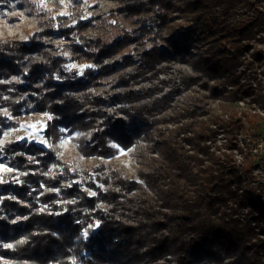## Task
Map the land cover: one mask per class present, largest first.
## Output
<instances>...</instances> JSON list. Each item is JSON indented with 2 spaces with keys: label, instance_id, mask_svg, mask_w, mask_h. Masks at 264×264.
<instances>
[{
  "label": "trees",
  "instance_id": "16d2710c",
  "mask_svg": "<svg viewBox=\"0 0 264 264\" xmlns=\"http://www.w3.org/2000/svg\"><path fill=\"white\" fill-rule=\"evenodd\" d=\"M55 22L39 20L47 32ZM107 22L113 40L75 44L101 27L93 21L61 31L75 61L97 66L83 77L37 38L0 40V138L51 114L47 146L12 139L0 150L14 169L0 178V264H264L248 141L264 115L238 105L264 111V0H131ZM211 99L229 103L216 113ZM62 126L88 132L77 154L132 150L137 178L80 168L62 153Z\"/></svg>",
  "mask_w": 264,
  "mask_h": 264
},
{
  "label": "rangeland",
  "instance_id": "374dc122",
  "mask_svg": "<svg viewBox=\"0 0 264 264\" xmlns=\"http://www.w3.org/2000/svg\"><path fill=\"white\" fill-rule=\"evenodd\" d=\"M129 1L131 0H30L36 8L33 9L29 7L26 0H0V40L31 42L33 38H37L38 41L43 42L47 54L53 57L63 56L68 60L66 64L67 71L74 72L78 77H83L88 68H97V66L95 64L78 63L73 59V55L77 50L75 46H70L73 41L61 33L62 29L76 27L81 21H93L101 25V27L86 30L85 36H75V44L86 45L89 40L100 37L104 38V40H113L116 33H111L109 23L107 22L110 11L122 7ZM42 17H51L56 21L52 32H47L45 27L40 26L39 20ZM122 19L129 27H134L133 21L125 17H122ZM256 46L264 49V43L256 44ZM34 55L36 57L42 56L41 52H36ZM181 66L191 69L188 64ZM262 70H264V62L257 68L258 73ZM259 76L264 81V76L260 73ZM262 91L264 93V89ZM100 92L101 89H98L97 93ZM228 103L224 99L210 100V105L216 113H221L222 106ZM238 105L243 107L244 110H254L264 115V111L261 110L262 106L256 100L249 102L246 99V101L240 102ZM103 107L104 111L116 113L117 106L108 104ZM119 116L122 117V114H119ZM49 118H51L50 113L30 114L29 117H24L19 126L7 127L4 130L2 138H0V150L12 139L47 146L45 131ZM261 127L256 133L257 138L251 139V137H248V141L252 143V154L256 155V162L252 167L254 179L251 181L250 186L256 189L258 198L264 203V121ZM60 129L62 133L60 146L63 155H77V162L80 168L107 163L120 169L124 175L133 179L137 178L134 160L131 155L132 150H124L115 142H111V145L119 149V152L115 156L103 157L94 155L86 157L80 153L77 154L78 140L83 137L84 132L71 129V127L67 126H62ZM84 135H88V132ZM239 137L245 139V136ZM236 156L238 159H241V154L237 151ZM12 171L14 169L1 158L0 178L2 174ZM261 237L264 238V234Z\"/></svg>",
  "mask_w": 264,
  "mask_h": 264
}]
</instances>
